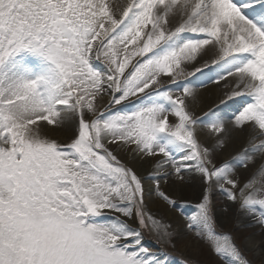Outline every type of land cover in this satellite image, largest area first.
<instances>
[{
	"label": "snow or ice",
	"instance_id": "1",
	"mask_svg": "<svg viewBox=\"0 0 264 264\" xmlns=\"http://www.w3.org/2000/svg\"><path fill=\"white\" fill-rule=\"evenodd\" d=\"M217 196L264 237V0H0V264H252Z\"/></svg>",
	"mask_w": 264,
	"mask_h": 264
},
{
	"label": "rangeland",
	"instance_id": "2",
	"mask_svg": "<svg viewBox=\"0 0 264 264\" xmlns=\"http://www.w3.org/2000/svg\"><path fill=\"white\" fill-rule=\"evenodd\" d=\"M211 87L212 86L208 89H211ZM205 90L207 89H201V92ZM216 92H218V90H216ZM202 94L205 95L206 92ZM218 95L219 92L215 95L211 94L208 103H202L200 101L199 106L195 108L197 114L203 115V111L206 110L208 106H214ZM240 144L241 142H237L235 147L239 148ZM194 184L197 191L190 194V196H184L182 192L177 194V192H172V189L166 188V190L172 192L173 196L175 194L174 197L177 195L178 202L182 205V210H172L166 205L164 207L158 206L159 201L150 202L151 211L158 216L164 224L171 223L174 231H183L184 225L187 222L186 216L194 212V207L199 201L201 187L198 182ZM226 203L227 202L221 196H217L215 199L218 230L231 233L235 238L236 244L244 251L247 258L252 261V264H264V252L257 250L260 241L264 239V237L260 235L258 228L251 226V223L246 219L242 220L239 213L233 211L227 213L223 212L222 209L225 207ZM153 239L155 238L153 237ZM252 241H255V243L253 244ZM162 246L165 247V250L170 252L177 261L188 260L191 261L192 264H222V262L212 254L209 245L197 239L194 233L184 236L183 239L176 243L174 248L165 245Z\"/></svg>",
	"mask_w": 264,
	"mask_h": 264
},
{
	"label": "bare ground",
	"instance_id": "3",
	"mask_svg": "<svg viewBox=\"0 0 264 264\" xmlns=\"http://www.w3.org/2000/svg\"><path fill=\"white\" fill-rule=\"evenodd\" d=\"M205 92H206L205 95L202 94V93H205ZM211 92H212V93H211ZM216 93H218V92L215 91V94H216ZM211 94H214V86H212L211 89H207V90L201 92V95H200V101H201L202 103H208V101H209V97L211 96ZM215 94H214V95H215ZM166 188H167V186H166ZM195 188H196V187H195V184L185 185L184 188H183L182 190H180V191L177 192V194H179V193L182 192L184 196H190V194H193V193H195V192L197 191ZM193 189H194V190H193ZM174 193H176V192H174ZM174 196H175V194H174ZM176 197H177V195H176ZM189 198H190V197H189ZM182 200H183V199H182ZM158 203H159L158 206H161V207H164V206H165L162 202H158ZM156 205H157V204H156Z\"/></svg>",
	"mask_w": 264,
	"mask_h": 264
}]
</instances>
